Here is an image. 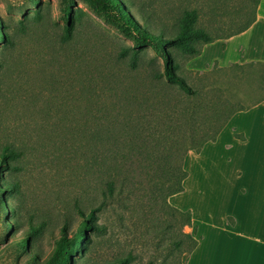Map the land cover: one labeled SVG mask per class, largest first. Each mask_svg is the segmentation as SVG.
Masks as SVG:
<instances>
[{
  "label": "rangeland",
  "instance_id": "374dc122",
  "mask_svg": "<svg viewBox=\"0 0 264 264\" xmlns=\"http://www.w3.org/2000/svg\"><path fill=\"white\" fill-rule=\"evenodd\" d=\"M117 1L131 23L83 0H0V37L8 36L0 39V264H47L56 252L68 264H185L186 234L213 244L233 226L236 188L257 202L251 192L261 188L250 182L264 185V111L234 114L214 142L184 154L187 96L152 81L163 72L161 53L177 52L204 136L221 120L209 123L211 102L233 109L262 98V69H194L196 57L163 44L186 12L196 13L194 28L228 37L250 23L254 0ZM180 164L185 186L168 197ZM173 208L190 212L195 232ZM254 212L243 219L253 229L227 241L232 264H264ZM85 221L95 229L68 245Z\"/></svg>",
  "mask_w": 264,
  "mask_h": 264
},
{
  "label": "trees",
  "instance_id": "16d2710c",
  "mask_svg": "<svg viewBox=\"0 0 264 264\" xmlns=\"http://www.w3.org/2000/svg\"><path fill=\"white\" fill-rule=\"evenodd\" d=\"M35 4L38 3V0H32ZM87 6L94 12L97 13H109L112 12L114 9L117 10L120 15L122 16L124 13L126 14V17L128 20L131 21L130 16L126 13L122 5L117 0H83ZM259 3V0H254V13L255 9ZM124 12V13H123ZM125 16V15H124ZM196 19V13L194 12H186L183 16V18L180 21L179 24V31L177 34L172 36L171 38L165 40L163 44H173V48L185 53L188 55V59L197 57L200 55L201 50L204 45L208 43H212L213 41L219 40V39H226L231 36L237 35L243 31H245L253 22L254 15L250 21V23L239 30L238 32L228 36V37H218V36H211L209 35L205 30L203 29H196L193 27V22ZM139 33H142L143 29H138ZM1 40L8 39L7 33H3V35L0 37ZM177 52L171 51V49H166L164 52H162V59H163V72L161 74H157L152 81L156 82L157 84H161V86L165 87H175L178 89L181 93L185 94L187 96V102H189L184 109V123L188 124L189 134L186 137L185 140V152L186 154L189 151L199 152L201 148L208 142H214L219 135V133L222 131V129L226 126L228 121L232 118V116L238 112H243L246 110L251 109L253 106L257 105L261 101L264 100V96L260 99H257L245 106H238L237 108L230 109V106L228 103H221V105H217L216 103H210L207 107L208 111H211V118L209 123H214L217 121V119H221L213 133L209 136H204L201 131H203V127L200 123V118H203L202 114V107L200 105L192 106L190 103V100L194 97V92L191 89V87L185 82V80L178 75L179 70V63L177 61ZM237 66V65H235ZM237 67L241 68H247V69H262L264 72V63L262 62H249ZM184 100V101H185ZM160 101V100H159ZM157 102V104L161 102ZM183 101V102H184ZM228 108V109H227ZM227 109V110H226ZM129 128V127H128ZM206 126L204 129H207ZM133 130V128H131ZM136 131V130H135ZM135 137V132L133 133ZM132 135V136H133ZM138 136V134H137ZM130 137V136H129ZM139 137V136H138ZM91 140H94L95 142H99L101 140L100 132L96 130L94 133L91 134ZM90 140V142H91ZM161 144H158V140L156 139V145L154 146L156 149L160 147ZM5 152L1 153V157L4 155ZM11 156H14L12 152H9ZM185 156V155H184ZM1 158V159H3ZM6 159L4 158L5 161ZM173 176H169L168 179L170 180L172 187L169 188L167 196H173L180 192H182V182L187 178V173L183 169L182 164H180L177 167H174L172 170ZM108 189L109 191L112 190L111 183H108ZM174 212L180 216L183 219V225L190 227L191 226V214L188 211H180L176 208H173ZM6 212H3V215H6ZM9 229V228H8ZM95 226L85 221L81 227L77 230L75 233L74 239L70 240L68 245H76V243H82L86 239V234L89 230H94ZM187 239V249L186 252L190 254L193 249L196 247L197 241L189 234L185 235ZM61 244V242H59ZM23 246L25 245L22 244ZM67 245V244H66ZM68 260L64 257H62L59 253H55L47 262V264H68Z\"/></svg>",
  "mask_w": 264,
  "mask_h": 264
},
{
  "label": "crops",
  "instance_id": "0c3cea01",
  "mask_svg": "<svg viewBox=\"0 0 264 264\" xmlns=\"http://www.w3.org/2000/svg\"><path fill=\"white\" fill-rule=\"evenodd\" d=\"M210 50L213 51V56L215 57H213L210 61L207 58L200 61L204 57L203 55ZM211 62H216L221 66L232 63H264V0H259L254 13V20L245 31L229 38L219 39L213 41L212 43L204 45L200 55L196 57V60L190 61L189 67L199 69L201 68L198 67L199 65L201 66L202 64V66H206L208 64H212ZM258 110L264 111V100L253 106L248 112ZM236 114L235 116L233 115L234 118L237 116ZM232 122L233 119L231 120V123ZM219 134L220 137L223 134V131ZM246 139L247 138L244 136V140ZM245 142L246 141H244V143ZM185 183L186 180L183 183V188L185 186ZM262 183L263 182L258 180L250 182V186L252 188H261V190L257 191V193L254 191L251 192V196L253 198H257V202H254L249 198H245L244 194H241L238 191V188L234 190V202L237 203L236 213L238 214L235 218L234 214L231 213L234 217L233 226L227 228L223 226L219 229L220 232L213 234V244L210 239L209 241H207L208 239L205 235H200L198 238L195 237V240L197 241L196 247L190 254L186 256L185 264H232V262H230L231 246L227 243V241L231 240L230 237L232 235H235L236 241L241 240V236L244 237V231L245 233H247L248 231L253 229L252 228L247 230V228L243 226V219H246L251 214H255L254 211H256L258 208H260L262 215V221L259 227V231L261 234H264V185ZM246 184H248V182H246ZM240 190L244 191V189ZM246 201H248V204ZM179 210L184 211L181 208H179ZM194 221V217H191L190 228L195 232Z\"/></svg>",
  "mask_w": 264,
  "mask_h": 264
},
{
  "label": "bare ground",
  "instance_id": "6f19581e",
  "mask_svg": "<svg viewBox=\"0 0 264 264\" xmlns=\"http://www.w3.org/2000/svg\"><path fill=\"white\" fill-rule=\"evenodd\" d=\"M201 164V163H200ZM198 168V167H197ZM197 168H196V170H197Z\"/></svg>",
  "mask_w": 264,
  "mask_h": 264
}]
</instances>
